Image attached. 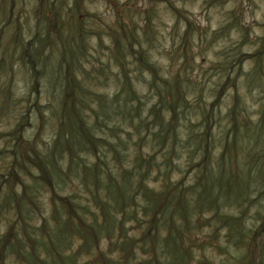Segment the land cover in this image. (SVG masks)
Listing matches in <instances>:
<instances>
[{"label":"rangeland","instance_id":"374dc122","mask_svg":"<svg viewBox=\"0 0 264 264\" xmlns=\"http://www.w3.org/2000/svg\"><path fill=\"white\" fill-rule=\"evenodd\" d=\"M0 2L1 192L8 190L7 181L15 175L25 180L27 185L17 180L11 182H16L18 195L34 199L31 207L36 209L31 223L41 225L43 218L53 223L55 192L65 197L71 209L70 197H76L81 203H89L91 211L85 215L83 227L80 219L75 218L73 227L88 231L93 241L92 249L86 250L84 241L77 237L71 250H63L75 255L77 264L168 262L165 247L168 224L163 230L153 222L139 225L135 219L123 217L124 225L119 231L118 223L112 234L97 233L92 217L95 215L101 222L104 216L82 179L77 178L68 187H57L54 191L49 185H40L18 166L25 154L24 146L31 144L36 152L47 153L50 158L60 129L58 117L70 110L71 101L67 96L83 82L94 95L90 103H84L87 106L82 111L84 118L77 114L85 122L82 126L99 130L102 126L107 130L111 127V132L107 133L111 136L106 138L116 142L114 146L119 144V151L112 155L102 156V152L94 151L83 159L93 163L100 154L104 164L113 170L115 167L120 171L129 170L139 154L138 148L142 149L144 157L152 152L150 139H144L142 130L146 124L154 126L153 121L159 120L162 112L166 120H175L182 140L187 139L192 130L197 136L201 134L200 149L192 155L189 149L183 150L171 164L169 178L157 180L153 170L149 179L146 177V184L164 192L177 184L181 194L196 191L190 196L195 205L191 208L190 220L178 218L184 229L183 233L178 230L179 242L189 253L187 264H261V247H264V0ZM52 5L58 15L49 9ZM63 47L73 59L67 54L63 56ZM65 59L70 65L67 72H64ZM66 74L71 79L70 86H67V77L64 81ZM163 80L171 81L176 90L185 91L189 109L185 113L178 112L176 119L166 110L158 117H155L157 107L152 111L154 103L160 100L156 90ZM154 85L157 89L149 95ZM103 107L106 115L101 124L92 123L93 110L99 108L102 114ZM64 130L67 129L62 126ZM116 132L119 136L114 135ZM20 135L24 139H19ZM18 141H23L24 146H18ZM125 142L131 147L128 151L122 150ZM30 156L33 158L35 153L31 151ZM156 157L161 165L162 154L156 153ZM204 160L211 164L204 174L224 173L220 180L221 191L226 187L233 189L224 193L223 199L216 193L208 196L201 188L198 176ZM13 170L15 173L10 174ZM236 172L238 174L232 178L230 174ZM105 174L111 179L112 174ZM120 182V178H115L116 188ZM4 208V203L0 202V237L11 233L16 218L17 225L21 221L18 222L16 210L10 209L8 213ZM141 215L142 212L140 218ZM185 224H190V229H186ZM231 231L235 232L234 237L230 236ZM16 232L20 239L24 238L20 229ZM35 235H39L38 231ZM25 245L30 248L37 244L32 241ZM10 247H15L14 255L8 256L2 251L0 264H44L41 260L48 256L41 252L40 258L33 256L28 261L23 259L24 249L18 243ZM262 259L264 264V255Z\"/></svg>","mask_w":264,"mask_h":264},{"label":"trees","instance_id":"16d2710c","mask_svg":"<svg viewBox=\"0 0 264 264\" xmlns=\"http://www.w3.org/2000/svg\"><path fill=\"white\" fill-rule=\"evenodd\" d=\"M41 1L42 0H39L40 4ZM0 5L2 7V2H0ZM49 9L55 15H58V13L55 12L54 5L49 6ZM48 19L51 22V18L49 17ZM73 30L72 28L71 32H73ZM68 42L66 44H68ZM64 49L63 47V56L67 54L70 59H73L72 54L65 53ZM64 68H66L64 72H67L70 68L69 61L66 59ZM36 71L38 72L37 68ZM66 77L69 80L67 86H70L71 79L68 74H66L64 75V81ZM171 84V81L163 80V83L159 84L158 89L155 85L150 89L149 95L156 89V91H159L158 96L160 100L159 102H155L154 108H152L153 111V109L157 107L155 117H158L160 112L166 110L168 113L170 112V115L172 114L173 119H176L178 112L185 113V110L189 109L187 105L188 102L185 99V91L183 89L176 90ZM151 85L152 83L150 87ZM75 92L73 94L69 93L67 96V98L70 97L71 101V105L69 106L70 110L63 111L58 117L61 121L59 124L60 129L56 134L51 153H49L50 158L47 153L42 155L36 152L35 149H32V144L29 147H25L23 141H18L17 145L24 146L25 149V154L24 156L21 154L23 157L19 159L18 166L27 171V173L40 185H49L54 191L57 187H68L70 182H74L77 178L82 179V183L89 188L88 192L92 200L97 203L102 212V216H104V220L101 222L97 221L95 215L92 217V226L95 227L94 230L97 233L104 231V233L112 234L114 226L118 223L120 224L118 227L119 231L121 226L124 225V219H135L139 225H146L149 222H153L163 230L165 229L164 225L168 224L169 231L167 239L165 240V247L167 248L166 252L168 255L167 264H187L186 256L189 253H186V250L179 242L178 234L180 232L183 233L184 229L178 218H184L187 221L190 220L189 215L194 205L191 202L190 196L195 194L196 191L192 192L190 195H187L188 191L182 192L181 194L178 184L169 187L167 192H164L163 189L154 190L146 184V177L149 179L148 175H151L154 170L152 174H155L154 177L157 180H161L163 177L169 178L172 169L171 164L176 162L175 159L186 148L189 149L191 155L195 153L197 149H200L198 143L203 136L199 133V136H197V132H193L192 130L188 138L182 140L178 134L175 120H170V118L166 120L165 114L162 112L161 118L153 121L156 123L154 126H152V124H146L142 130V134H145L144 139H150L152 152L148 154L147 157H144L141 155L142 149L137 146L139 154L129 170L122 171L121 169L120 171L118 167H115V170H113L110 165L104 164V157L99 156L100 154L95 156L93 163L86 162L83 158H87L89 154H94V151H98L99 153L102 152V156L112 155L114 152H118L119 149L117 146H119V144L114 146L116 142H112L106 138L111 136L107 135V133L111 132V127L107 130L102 126L103 129L101 128V130H99L94 127L87 128V126H82V123H85L82 120L84 118L82 111L84 107H87L86 105L84 106V103H90L94 94L87 86L85 87L83 82L75 86ZM100 104L102 105L103 103ZM161 104H163V106L158 108ZM101 105L99 106L101 107ZM126 106H129V103H127ZM93 111L94 118L91 121H94L92 123L100 125L103 115H106L104 107L101 109V111L104 112L102 114L99 113V108ZM77 114L81 116L82 119H80ZM127 115L126 113L124 116L126 117ZM182 116H184V118L186 117L185 115ZM133 120H130V122L133 123ZM62 126H65L67 130L62 131ZM114 135H118V133L116 132ZM82 137L84 140H82ZM18 138L24 139V136L20 135ZM128 144L129 142H125L122 147L123 151H128L129 148H131ZM137 148L136 150L133 148V150L137 151ZM31 151L35 153L33 158L30 156ZM156 153H161L163 156V163L161 165L157 160ZM17 157L18 155L16 158ZM207 165L210 166L211 164H206L204 160L203 167L200 166L201 172L198 179L202 184L201 188L204 194L208 196L212 194L215 196L216 193L223 199V194L233 189L231 187H226L221 191L220 180L224 178L225 174H217V176L213 174L206 175L204 171H207ZM155 171L160 173H156ZM106 172L109 175L112 174L111 179L105 177ZM9 173L15 172L13 170L12 172L9 171ZM237 174L238 172L230 175L233 178V176ZM115 178H120L121 180V185L117 186V188L114 183ZM12 180H17V182L27 185L20 175H15V178ZM12 180L7 181L8 190L5 192H1L2 186L0 184V202L4 203L5 212L7 209L8 213L10 209L11 211L16 210L19 214L18 222L21 221L20 225H17L16 218V222L12 225L14 229H12L11 233L9 234V232H7L3 237H0L2 238L0 240V254L3 251V253L8 254V256L9 254L14 255L12 252H15V247L11 248L10 246L15 242L19 244L20 248L24 249L21 255L24 257L23 259L28 261L32 260L33 256L35 259L40 258V253L45 252L48 256L44 260H41L44 264H77V257L75 255L73 257L70 252L66 253L63 250H71L72 242L77 237H80L81 240L84 241L83 249H92L93 241L89 232L82 228H74L73 226L75 225L74 222H72L74 218L77 220L80 219L79 222L81 227L84 226L85 215L91 211L89 203L84 204L76 197H70L75 203L70 201L73 207V209H71L68 204L65 203V197L59 196L55 192L54 195L56 197H53L55 209L52 213L53 223L51 224L48 222L47 218H43L41 225H33L31 220L34 219V211L36 208L33 209L31 204L34 203V199L24 194L18 195L15 189L16 182L12 183ZM56 183L58 185H56ZM102 191H105V194H103ZM163 197L165 199H163ZM140 212L143 214L141 218L139 216ZM0 213L2 212L0 211ZM140 219H143V221L141 222ZM144 220L147 222L145 223ZM185 225L187 226L186 229H190V224ZM151 226H153V224H151ZM17 228L25 234L24 238L20 239L16 232ZM262 229L264 230V224L262 225ZM235 230L238 231V229ZM37 231L39 233L38 236L35 235ZM240 232H242V230ZM234 234L235 232L231 231L230 236L234 237ZM255 237H259V235L255 234ZM32 241L36 242L37 245L31 246L30 248L28 247L29 245H25ZM261 251V264H263L264 247H261Z\"/></svg>","mask_w":264,"mask_h":264}]
</instances>
